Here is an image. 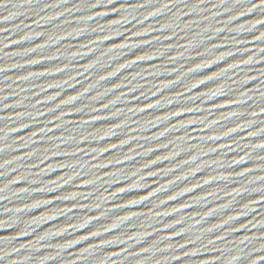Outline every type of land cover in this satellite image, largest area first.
Here are the masks:
<instances>
[{
	"label": "water",
	"instance_id": "1",
	"mask_svg": "<svg viewBox=\"0 0 264 264\" xmlns=\"http://www.w3.org/2000/svg\"><path fill=\"white\" fill-rule=\"evenodd\" d=\"M0 264H264V0H0Z\"/></svg>",
	"mask_w": 264,
	"mask_h": 264
}]
</instances>
